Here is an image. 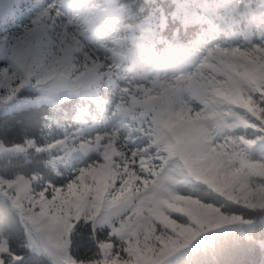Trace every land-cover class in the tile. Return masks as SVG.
Here are the masks:
<instances>
[{"label": "snow or ice", "instance_id": "6c2138e0", "mask_svg": "<svg viewBox=\"0 0 264 264\" xmlns=\"http://www.w3.org/2000/svg\"><path fill=\"white\" fill-rule=\"evenodd\" d=\"M0 264H264V0H0Z\"/></svg>", "mask_w": 264, "mask_h": 264}]
</instances>
